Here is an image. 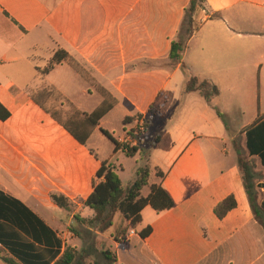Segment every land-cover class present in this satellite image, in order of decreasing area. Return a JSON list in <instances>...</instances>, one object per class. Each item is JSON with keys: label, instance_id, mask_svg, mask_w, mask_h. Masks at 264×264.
Returning <instances> with one entry per match:
<instances>
[{"label": "crops", "instance_id": "crops-1", "mask_svg": "<svg viewBox=\"0 0 264 264\" xmlns=\"http://www.w3.org/2000/svg\"><path fill=\"white\" fill-rule=\"evenodd\" d=\"M189 1L0 0V106L9 114L0 120V192L18 200L53 232L60 254L65 245L80 249L81 241L71 232L80 228L74 216L92 217L82 203L92 193L100 164L113 161H102L87 146L88 139L84 145L78 143L36 99L40 83L56 70L90 85L104 99L102 104L103 96H110V111L120 110L123 120L141 116L140 123L148 121L151 127L142 139L145 143L157 136L154 151L163 139L168 141L163 157L172 166L154 164L164 174L161 185L172 208L162 213L144 208L141 226L133 235L129 231L122 244H113L115 264H264V228L251 211L235 153L237 146L248 154L244 131L264 121L261 104L252 124L232 129L228 119L235 124L240 114L222 103L229 75L214 74L215 66L199 74L189 60L203 58L207 68L209 59L229 57L225 37L264 39V0H206L205 10L197 13L200 28L187 46L200 33L203 51L197 57L186 47L181 62L190 75L217 87L218 95L210 102L185 92L187 79L180 65L169 59ZM243 6L256 10V17L248 18L240 10ZM215 13L220 18L208 20ZM229 15L244 24L239 25L244 31L227 25ZM216 24L223 28L213 32ZM58 52L65 61L40 75L38 70ZM24 60L33 76L19 69ZM76 61L84 68L79 69ZM134 123L122 124V136L115 140L135 144L138 140L131 141L128 135L138 126ZM162 131L166 135L158 134ZM228 143L235 162L221 158H229ZM116 155L125 157L121 152ZM249 158L262 203L264 165L258 156ZM118 167L120 179L123 169ZM52 193L70 200L74 212L59 209L50 199ZM228 197L236 207L218 219L214 210ZM57 210L66 216L59 217ZM146 227L151 233L142 239L138 233Z\"/></svg>", "mask_w": 264, "mask_h": 264}, {"label": "trees", "instance_id": "trees-1", "mask_svg": "<svg viewBox=\"0 0 264 264\" xmlns=\"http://www.w3.org/2000/svg\"><path fill=\"white\" fill-rule=\"evenodd\" d=\"M206 0H190L183 12V18L175 40L171 43L169 59L174 64H179L180 69L187 79L185 85L186 93H198L205 102L218 95V89L208 81H200L197 77L190 75L189 70L182 64L181 60L190 38L198 31L200 25L196 23L195 17L199 11L205 10ZM219 14L208 15V20L219 19ZM65 61V55L56 53L47 63L46 68L38 70L40 75L48 74L55 66ZM110 106L105 102L92 113H80L73 110L76 117L75 123L78 130H74L61 123L55 116L52 118L81 145H84L93 129L98 127L100 120L110 111ZM9 114L0 106V120L5 121ZM217 116L224 121L222 114ZM137 118H141L138 116ZM135 120L125 118L123 126L131 125ZM150 123L145 121L144 129L150 128ZM101 130V129H100ZM101 133L113 144L114 154L123 153L127 158L139 155L145 164L139 168L135 179L127 186H122L118 177L115 162H102L93 180V190L90 196L82 203L83 207L92 211V217L81 218L74 216L80 225L79 229L71 232L81 241L80 249L65 245L60 254V241L55 237L38 218L18 200L0 192V261L4 264H115L116 258L111 248H102L103 244L99 235H105L115 227L114 218L117 214L121 216L125 229L111 235L114 243L122 244L127 232L136 231L141 226V212L150 207L156 213H162L172 208V201L161 185L164 174L155 169L154 176L159 183H150L152 170L149 166L150 152H143L141 148L131 146L129 143H120L107 131ZM246 150L236 146L235 153L240 170L243 186L248 198L251 211L256 221L264 228V201L260 203L262 196L254 185V162L249 158L258 156L264 165V121L259 125L247 128L245 131ZM131 138L139 140L138 127L128 132ZM158 142L154 138L153 147ZM149 187V193L143 197L141 191ZM51 201L59 208L71 214L75 205L61 194L52 193ZM236 207L233 197H228L214 210L218 219H222L228 212ZM151 233L149 227L143 228L138 235L144 239ZM43 246V248H40ZM46 250H49L48 252ZM100 258L101 262L98 261Z\"/></svg>", "mask_w": 264, "mask_h": 264}, {"label": "rangeland", "instance_id": "rangeland-1", "mask_svg": "<svg viewBox=\"0 0 264 264\" xmlns=\"http://www.w3.org/2000/svg\"><path fill=\"white\" fill-rule=\"evenodd\" d=\"M241 11L247 13V17H256V10L242 7ZM227 25L231 27L234 31L241 32L244 24H237L234 15H229L228 19H225ZM223 22L222 19L220 21ZM241 25V29L239 28ZM250 24H247L249 28ZM221 25H214L213 32L219 31L222 29ZM207 27L202 29L206 31ZM253 29V28H252ZM260 30V29H259ZM261 31V30H260ZM258 32V30H257ZM199 35L192 40V42L187 46L190 54L195 53L197 57H201V52L203 47L201 46ZM261 40L252 37L251 39L238 40L234 37H225L223 41L227 45L228 52L230 53L229 57L220 56L218 59H209V64L207 68H204L205 62L202 58H188L190 61H194L193 70L199 74L203 73V70H212L215 73H221L229 75V78L226 79L224 83L225 95L222 103L228 105L230 109L237 108L240 114L236 118V123L232 119H228L229 125L232 129H240L243 125L252 124L253 120L257 117L259 113V105L261 104L260 113H264V44H261ZM240 49V50H239ZM244 51V55L237 56V52ZM44 58V57H43ZM188 60V61H189ZM78 65V68H84L83 65L75 62ZM19 69L25 74H35L31 67L27 65L24 61L19 62ZM32 65V64H31ZM47 66V65H46ZM187 66V65H186ZM212 66H215L212 68ZM195 67V68H194ZM195 73V72H194ZM73 76V75H72ZM42 85L40 93L36 94V99H38L44 107L48 108L50 113L56 117L61 123L65 126H68L74 130H78L76 125V117L73 114V110H76L81 113H92L100 104L104 101L101 95L97 94L96 91L84 81L76 77H71L62 73V71H54L49 78H46L44 82L40 83ZM84 91V92H82ZM89 91L90 93H87ZM106 97V105H112L113 100L108 95ZM73 109V110H72ZM235 115V116H236ZM166 119V118H165ZM122 120L123 116L121 115L120 110H111L100 122L99 128L92 130L90 137L87 140V146L96 151L95 153L102 161L115 162L114 164L118 167L121 165L123 173L120 176V180L124 186L128 184L129 180L135 179L137 170L144 166L145 161L142 160L139 155H136L133 158H125L122 155L114 154L113 144L101 133V130L107 131L114 139H117L122 136ZM141 118L135 119L137 125L140 123ZM134 123V124H135ZM166 125V121L163 122ZM101 129V130H100ZM167 131L158 132L160 136L166 135ZM154 142L150 140L149 142H143L142 136L139 137V140L136 141V145L143 150V152H150L149 157V166L152 170V176L150 178V183L158 182V179L154 176V169L156 165H161L162 168L166 169L171 165V161H167L163 154L165 148L168 146V141L163 139L161 145L157 147L154 151V146L151 147V144ZM229 151V158L226 159L223 156V160L229 162H235L236 156L232 151L231 143L227 144ZM215 157L213 160H215ZM157 163V164H154ZM158 167V166H157ZM160 168V169H162ZM133 179V180H134ZM149 193V187H145L141 191L143 197L147 196ZM59 217L66 216L65 212L62 210L56 211ZM115 227L113 230L108 231L105 235H99L104 249L111 248V252L115 255L113 248L114 240L111 238V235L121 232L125 229V224L121 219V216L117 214L114 218ZM129 234V232H127ZM127 236V235H126ZM98 261L101 262L100 258Z\"/></svg>", "mask_w": 264, "mask_h": 264}, {"label": "built area", "instance_id": "built-area-1", "mask_svg": "<svg viewBox=\"0 0 264 264\" xmlns=\"http://www.w3.org/2000/svg\"><path fill=\"white\" fill-rule=\"evenodd\" d=\"M137 127H138V131L140 133V137L143 136L144 133H145L144 125L142 123H139ZM131 141H132V138H131ZM120 143H129L131 146H136V141H135V144H133V145L130 142H128V141L127 142H120ZM130 234L133 235L134 232L130 231Z\"/></svg>", "mask_w": 264, "mask_h": 264}]
</instances>
